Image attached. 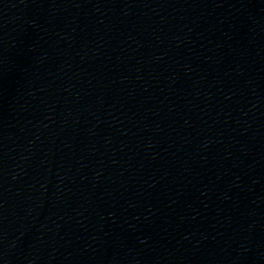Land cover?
I'll use <instances>...</instances> for the list:
<instances>
[{
    "label": "water",
    "instance_id": "water-1",
    "mask_svg": "<svg viewBox=\"0 0 264 264\" xmlns=\"http://www.w3.org/2000/svg\"><path fill=\"white\" fill-rule=\"evenodd\" d=\"M0 264H264V0H0Z\"/></svg>",
    "mask_w": 264,
    "mask_h": 264
}]
</instances>
